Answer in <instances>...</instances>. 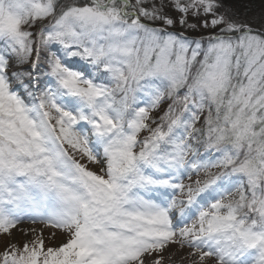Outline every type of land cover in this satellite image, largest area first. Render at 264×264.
<instances>
[{"label":"snow or ice","instance_id":"6c2138e0","mask_svg":"<svg viewBox=\"0 0 264 264\" xmlns=\"http://www.w3.org/2000/svg\"><path fill=\"white\" fill-rule=\"evenodd\" d=\"M25 221L49 244L0 264H264V14L0 0V234Z\"/></svg>","mask_w":264,"mask_h":264},{"label":"rangeland","instance_id":"374dc122","mask_svg":"<svg viewBox=\"0 0 264 264\" xmlns=\"http://www.w3.org/2000/svg\"><path fill=\"white\" fill-rule=\"evenodd\" d=\"M226 5L233 11H235L238 15V18L240 19H248L250 21H255L258 20L259 17L264 14V0H225ZM258 25H256L254 23V27H256ZM191 33L190 35H198L199 33ZM90 168H97L96 165H88ZM203 175V173H201V176ZM192 180L197 179V176L194 175L191 177ZM185 182V181H184ZM188 181H186L185 183H188ZM37 228V230L39 231L40 229H43L44 231V236H45V242L46 244H49V240L48 237L50 236V233L54 230L52 229H46L43 227V225H33L27 221H25L24 223H22L21 225L18 226L17 229H13V235L11 237L4 235V234H0V251H2L4 249V247L7 245V243L12 240L13 242L17 243L18 246H22L23 243L26 240H29L32 238V233H28L27 236L24 234L23 231H21V229H29V228ZM56 238L59 239L61 238V234L57 231L56 232ZM174 250V249H173ZM174 259L177 260V264H178V258Z\"/></svg>","mask_w":264,"mask_h":264},{"label":"trees","instance_id":"16d2710c","mask_svg":"<svg viewBox=\"0 0 264 264\" xmlns=\"http://www.w3.org/2000/svg\"><path fill=\"white\" fill-rule=\"evenodd\" d=\"M235 1V0H234ZM189 35L191 34V33H188ZM193 35V34H192Z\"/></svg>","mask_w":264,"mask_h":264}]
</instances>
